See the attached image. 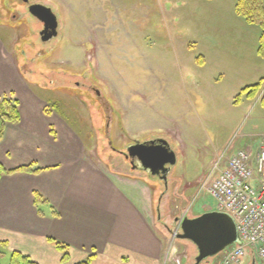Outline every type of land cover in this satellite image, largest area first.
<instances>
[{"label": "rangeland", "instance_id": "obj_1", "mask_svg": "<svg viewBox=\"0 0 264 264\" xmlns=\"http://www.w3.org/2000/svg\"><path fill=\"white\" fill-rule=\"evenodd\" d=\"M10 1L0 0V37L9 51L15 46L9 55L26 79L56 89L51 101L86 136V154L114 167L115 158L132 162L133 144L166 138L177 163L165 184L135 163L164 201L159 225L170 237L183 215L217 210L203 186L214 161L264 143L263 28L238 13L237 0H30L59 16V36L48 42L27 5ZM14 6L23 11L19 26ZM260 81L257 96L242 92ZM173 242L169 262L196 261L191 240ZM222 252L201 264H219ZM10 259L0 247V264ZM254 261L264 264L249 248L243 264Z\"/></svg>", "mask_w": 264, "mask_h": 264}, {"label": "crops", "instance_id": "obj_2", "mask_svg": "<svg viewBox=\"0 0 264 264\" xmlns=\"http://www.w3.org/2000/svg\"><path fill=\"white\" fill-rule=\"evenodd\" d=\"M6 46L0 37V97L17 98L21 118L0 140V163L16 170L0 178V247L38 264H173L157 185L130 162L87 155L86 136L51 101L56 89L26 79Z\"/></svg>", "mask_w": 264, "mask_h": 264}, {"label": "built area", "instance_id": "obj_3", "mask_svg": "<svg viewBox=\"0 0 264 264\" xmlns=\"http://www.w3.org/2000/svg\"><path fill=\"white\" fill-rule=\"evenodd\" d=\"M203 186L216 199L217 210L234 218L243 242L225 249L219 264H243L249 248L264 262V143L257 152L241 148L221 154ZM179 229L180 223L170 234L168 255Z\"/></svg>", "mask_w": 264, "mask_h": 264}, {"label": "water", "instance_id": "obj_4", "mask_svg": "<svg viewBox=\"0 0 264 264\" xmlns=\"http://www.w3.org/2000/svg\"><path fill=\"white\" fill-rule=\"evenodd\" d=\"M30 11L33 15L53 22L51 25L55 31L53 35L57 33L58 21L51 8L42 4H33ZM127 156L136 159L142 169L150 171L153 175L163 173L165 180L168 178L171 166L177 163V153L163 138L137 142L129 148ZM181 230L179 237L191 240L198 248V256L192 264H201L205 259L218 254L231 244H243L236 221L226 212L208 211L197 217H186L181 222ZM253 264L257 263L254 261Z\"/></svg>", "mask_w": 264, "mask_h": 264}, {"label": "trees", "instance_id": "obj_5", "mask_svg": "<svg viewBox=\"0 0 264 264\" xmlns=\"http://www.w3.org/2000/svg\"><path fill=\"white\" fill-rule=\"evenodd\" d=\"M236 9L239 14L245 16V18L251 23H258L263 28V33L260 37V43L258 52L260 55L264 56V0H237ZM263 82L260 81L254 85L248 86L242 90L243 93H246L249 97H255L259 94L262 89ZM261 103L264 106V92L261 95ZM19 100L11 95H4L0 97V140L3 139L5 134L6 126L9 123H17L20 121L21 113L19 109ZM55 106V104H54ZM17 170L30 171L32 166H25ZM16 170H8L0 163V178L5 173H11ZM36 200L41 199V195L36 192ZM3 244V243H0ZM57 248L63 252V260L67 261L68 258V246L56 242ZM90 259L86 262L80 264H90ZM10 264H38L33 261L27 255L21 253L20 251H13L11 253Z\"/></svg>", "mask_w": 264, "mask_h": 264}, {"label": "flooded vegetation", "instance_id": "obj_6", "mask_svg": "<svg viewBox=\"0 0 264 264\" xmlns=\"http://www.w3.org/2000/svg\"><path fill=\"white\" fill-rule=\"evenodd\" d=\"M11 3H13L14 5H20V1L18 2L17 0H15V2H13V1H10ZM22 3L23 4H26L27 5V11L28 12H30L31 13V11H30V8H31V6L33 5V4H40V3H38V2H30V0H22ZM42 5H45V4H42ZM46 7H49V8H51L50 6H47V5H45ZM15 9H19V8H16V6H14V8L12 9V11L13 12H15L14 10ZM52 9V8H51ZM9 9L7 10V12L9 13ZM52 11H53V9H52ZM53 13L56 15V17H57V21H58V25H57V33L55 34V35H53V33H55V31H54V29L51 27V25H52V23L53 22H51V21H49V19H42V18H40V17H38V16H36V15H33L32 13H31V15H33V16H35L38 20H39V23H40V28H39V35H40V38L43 40V41H46V42H48V41H51L52 39H54V38H57L58 36H59V26H60V22H59V16L56 14V12H54L53 11ZM23 11L21 10V9H19V12H15V14H14V16H15V18L17 19V21H19V22H17V24H13L14 26H19L20 24H22L23 22H24V18H23ZM47 28V30L45 31V29ZM53 35V36H52ZM94 92H97L98 93V90L96 89V90H94ZM97 96V95H96ZM107 116V115H106ZM107 122H108V125L109 124H111V120H109V118H107ZM108 128H109V126H107ZM156 139H158V138H156ZM163 139H166V138H163ZM167 140V139H166ZM168 142H169V144L171 145V143H170V141L169 140H167ZM171 148H172V146H171ZM173 149V148H172ZM128 154V153H127ZM126 157H128L127 155H126ZM129 158V160L130 161H134L135 163H136V165L138 166V168L139 167H141V165L138 163V161L136 160V159H133V158H131V157H128ZM131 163V162H130ZM135 163H133L132 164V166L133 167H137V166H135ZM147 172H150V171H148V170H146ZM153 175V174H152ZM154 176H157V178H159V179H161L163 182H164V184L166 183V181L167 180H165V179H163V173H159L158 175H154Z\"/></svg>", "mask_w": 264, "mask_h": 264}]
</instances>
